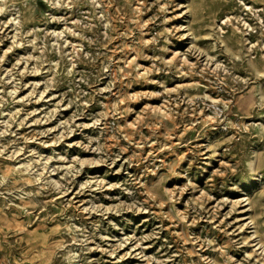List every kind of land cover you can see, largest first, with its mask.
Listing matches in <instances>:
<instances>
[{"label":"rangeland","instance_id":"rangeland-1","mask_svg":"<svg viewBox=\"0 0 264 264\" xmlns=\"http://www.w3.org/2000/svg\"><path fill=\"white\" fill-rule=\"evenodd\" d=\"M0 264H264V0H0Z\"/></svg>","mask_w":264,"mask_h":264}]
</instances>
